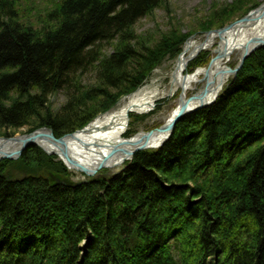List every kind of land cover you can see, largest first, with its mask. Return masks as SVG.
I'll use <instances>...</instances> for the list:
<instances>
[{
	"label": "trees",
	"instance_id": "1",
	"mask_svg": "<svg viewBox=\"0 0 264 264\" xmlns=\"http://www.w3.org/2000/svg\"><path fill=\"white\" fill-rule=\"evenodd\" d=\"M23 1L0 0V137L84 128L191 37L137 33L169 0H62L45 12ZM256 7L236 3L205 28ZM199 58L192 70L209 61ZM87 72L95 86L81 84ZM60 93L67 102L55 112L50 97ZM176 126L123 174L76 188L57 184L74 175L41 148L0 162V264H264V47L215 105Z\"/></svg>",
	"mask_w": 264,
	"mask_h": 264
},
{
	"label": "bare ground",
	"instance_id": "2",
	"mask_svg": "<svg viewBox=\"0 0 264 264\" xmlns=\"http://www.w3.org/2000/svg\"><path fill=\"white\" fill-rule=\"evenodd\" d=\"M250 13H248L250 15H247L248 17L245 20L238 22L233 27L221 33L207 35L203 42L188 41L173 68L171 82L166 91L160 90L155 83L151 82L141 86L121 102L116 109L106 114H100L84 128L60 137L63 142V150L66 149L75 164L82 166L87 171L97 170L102 164L101 160L106 162V166L110 167L112 171L120 167V164L127 163L128 159L124 152L135 151L137 147L145 142L144 136L149 132L141 131L125 138L124 136L129 131L131 114H149L156 109L158 98H173L177 93H180L175 106L162 114V123H170L183 108H186L187 111L195 109L196 106L202 103L201 99L207 103L208 100L214 99L229 84L232 78L224 72V69L230 67V63L235 56H237L239 62L240 54L247 47L255 45L257 40L264 39V3ZM215 44L217 45L216 48ZM205 50H212L214 58L205 68H198L194 73H187L189 64L194 61L192 58L196 59ZM236 66L232 69H235ZM201 86L202 88L199 89ZM196 90H198L197 93ZM191 92H195V94L190 96ZM185 104L187 106L184 107ZM162 139V136H154L148 146H156L162 142ZM11 142L13 143L3 142L6 146L0 143V149L5 152L18 151L20 149L19 144L12 140ZM37 143L48 153L61 152L60 145L52 141L43 139L38 140ZM75 168L77 167L71 168V171L68 170L82 177H90ZM105 172L106 170L98 171L96 176H91L88 179L87 184L90 180L103 176L107 178L119 176Z\"/></svg>",
	"mask_w": 264,
	"mask_h": 264
},
{
	"label": "rangeland",
	"instance_id": "3",
	"mask_svg": "<svg viewBox=\"0 0 264 264\" xmlns=\"http://www.w3.org/2000/svg\"><path fill=\"white\" fill-rule=\"evenodd\" d=\"M62 0H31V3H35L36 7L43 12L46 9L51 10L54 9V5L56 3L61 2ZM26 4V0L23 1ZM167 5L165 8L158 9L153 16L147 17L141 21H139L136 25L137 33L142 35L146 38H155L159 39L162 34L169 33L172 29L182 30L184 34H190L191 37L189 40L186 41H200L203 42L205 37L207 36L206 33L209 32V24H215V19L217 17V13L221 14L225 8L233 7L236 3H244V6L247 4V8L251 6L253 3L258 4V7L264 3V0H169L166 2ZM256 7V8H258ZM255 8V9H256ZM254 10V9H253ZM251 12V11H250ZM249 12V13H250ZM240 20V19H237ZM237 21L232 20L231 23L226 24V26L236 23ZM217 23L215 28H211L210 31H215L219 29H224V27H217ZM207 30V32H204ZM153 38V40H154ZM185 43V44H186ZM184 44V46H185ZM183 46V47H184ZM217 45L215 44V48ZM185 48V47H184ZM183 48V50H184ZM105 52L109 55H112L114 51L110 48V46L106 47ZM182 50V51H183ZM205 53L208 54L209 61L205 64V66H196L194 70L190 68L191 64L198 59L199 57H205ZM182 54V53H181ZM180 54V55H181ZM179 55V56H180ZM213 57L212 50H205L199 56L194 59L193 62L189 64V70L187 73H194L195 70L198 68H205ZM178 58H166L160 65V67L155 70V72L151 75L150 79L145 83H155L156 87L160 90L166 91L170 84V78L172 76L173 68L176 65ZM238 64V58L235 56L230 63V67H235ZM236 79V78H234ZM233 80V79H232ZM96 83V73L94 72H87L84 76H82L81 84L87 87L95 86ZM230 83V81H229ZM144 84V85H145ZM228 86V85H227ZM226 86V87H227ZM225 87V88H226ZM202 86L199 88L201 89ZM224 88V89H225ZM223 89V90H224ZM198 90H196V93ZM195 94V92H191L190 96ZM180 93H177L173 98L161 99L158 98L156 100V109L151 111L149 114H131V122L129 125V131L127 133H131L130 136L139 133L141 131L151 132L152 130L158 129L160 126L163 125L161 118L163 117L162 114L166 113L167 111L171 110L175 106V102L179 99ZM126 100L123 98L121 102ZM67 101V97L65 93H60L55 96L50 97V102L52 105V109L55 112L60 111V108L63 104ZM117 105V107H118ZM137 117H143V119L139 118L136 120ZM28 128H23L17 130L12 134L14 137L19 135L27 134ZM11 132V131H8ZM126 137V136H125ZM109 172L112 171H107ZM74 175L73 181L77 178H82L81 175H78L74 172H71ZM17 176V175H16ZM89 179V177H87Z\"/></svg>",
	"mask_w": 264,
	"mask_h": 264
},
{
	"label": "water",
	"instance_id": "4",
	"mask_svg": "<svg viewBox=\"0 0 264 264\" xmlns=\"http://www.w3.org/2000/svg\"><path fill=\"white\" fill-rule=\"evenodd\" d=\"M251 14V13H250ZM248 14V15H250ZM248 16L241 18L240 20H237L236 23H233L231 25L226 26V28L224 29H219V30H215V31H209L206 33V35L212 34V33H221L222 31L233 27L234 25H236L238 22H242L243 20H245ZM264 47V39H260L256 41V44L253 46H249L247 47L243 53L240 54V58H239V62L238 65L236 66L235 69H232V67H228V69H224V72L229 74L231 76L232 79L236 78L237 75L239 74V72L243 69V66L245 64V62L247 60L250 59L251 56H253V54L259 50H261V48ZM192 60H194V58H192ZM223 91V90H222ZM222 91L220 93H218V95L212 99V100H208L207 103L203 102L204 100L201 99L202 103L198 106H196L195 109L192 110H188L186 108H183L180 112H178L176 114V116L174 117V119L170 122V123H166L163 124L162 126H160L158 129L152 130L151 132H148L145 136L144 139L145 142L143 144H141L140 147H137L135 149V151L133 152H128L125 151L124 154H126V158L128 159L126 162H131V160H133V158L135 157V155H137L138 153L142 152V151H147V150H157V149H161L164 147V145L169 142L174 135V131L176 129V125L182 121L183 119H185L186 116H189L191 114L196 113V111L199 110H203V109H207V107H211L213 105H215L217 103L218 98L220 97V94L222 93ZM187 106L186 104L184 105V107ZM154 136H162V142L159 143L156 146L150 147L148 146V143L152 140V138ZM48 140V141H52L55 144L60 145L61 147V152L60 153H48L41 145H39L37 143V141L39 140ZM14 141L15 143L19 144V148L18 151H3V149H0V162L5 161V160H12V161H17L18 159H20L23 156V153L25 151H27L30 147H38L39 149L41 148L45 154H47L48 156H57L60 161L62 163H64V165H66L68 167V169L70 170L71 168L74 169V167L76 166L77 168H75L76 170H79L81 173H83L84 175L87 176H96L98 171H105V170H110V167L108 168V166H106V162L102 161V164L97 168V170H85L83 169L82 166H78L77 164H75L74 160L72 159V156L70 155V153H67L66 149L63 150V146H62V139L57 138L55 135V132L52 129H49L47 127H41L38 130L32 132V133H28L25 135H19V137H6V138H0V143L4 144L6 146V142H10L11 144ZM5 142V143H3ZM127 169L126 163L120 164V167H118L116 170H113V175H120L121 173H123L125 170ZM71 171V170H70ZM112 171V170H111ZM89 173V174H88ZM88 182L86 177H82V178H77L73 181L72 184H68V182L64 181H60L57 180V184L61 185V186H66L69 188H76L79 187L81 185H86Z\"/></svg>",
	"mask_w": 264,
	"mask_h": 264
}]
</instances>
